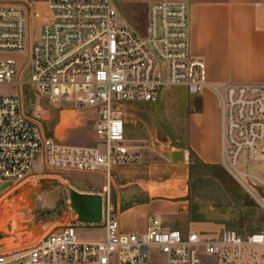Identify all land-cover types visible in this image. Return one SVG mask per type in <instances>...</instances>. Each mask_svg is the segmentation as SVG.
<instances>
[{"label":"built area","instance_id":"1","mask_svg":"<svg viewBox=\"0 0 264 264\" xmlns=\"http://www.w3.org/2000/svg\"><path fill=\"white\" fill-rule=\"evenodd\" d=\"M117 19L111 0H0V83L16 81L49 102L90 107L99 138L76 143L45 134L38 108L23 111L21 92L0 93V183H9L0 194L31 174L34 154L48 170L103 169L107 185L115 177L111 165L138 157L123 135L122 104L154 102L162 89L182 85L191 94L208 88L216 96L220 165L264 210V167L261 174L236 167L240 156L264 164V78L208 80L203 59L189 49L184 1L149 3L142 33ZM25 68L29 76L22 81ZM101 197V219L92 223L101 225L100 238L77 237L76 222L65 221L29 244H0V264H204L201 253L245 264L243 247L264 244L262 231L241 235L222 228L215 238H204L165 225L154 213L147 215L143 231H122L108 188ZM149 247L161 254L155 262L148 258Z\"/></svg>","mask_w":264,"mask_h":264},{"label":"crops","instance_id":"2","mask_svg":"<svg viewBox=\"0 0 264 264\" xmlns=\"http://www.w3.org/2000/svg\"><path fill=\"white\" fill-rule=\"evenodd\" d=\"M111 1L117 16H120L117 11L119 10L127 18L137 13H143L145 16L147 5L151 2H186L189 49L192 54L203 59L208 80L258 81L264 78V0ZM176 86L179 88L177 92L182 93L184 97L178 105V113L171 120L176 124L184 120L185 133L180 138L181 143L170 142L168 139V144L184 149L186 155L183 160H172L168 152L160 149V144L156 148L133 144L131 150H136L138 157L133 161L111 165L115 177L107 185L103 169L90 172L73 171L100 176L99 182L92 184L94 188L78 190L104 194L108 188L110 202L114 203L115 216L122 231H143L147 215L151 213L156 214L163 224L172 227L173 223L180 221V216H184L185 212L188 186V150H192L203 164H220V119L216 96L208 88H203L198 94H191L184 86ZM154 102L135 100L122 104L123 124L129 117L136 127L134 134L130 135L123 126V135L126 138H138L141 135V129L137 125L142 117L149 118L148 109L154 106ZM74 110L77 112V118L82 119L78 113L81 109ZM91 111L93 112L92 109ZM64 119L59 117L57 124ZM92 119L93 117L88 119L91 127ZM63 122L66 128L70 120ZM55 126L50 135L69 141L67 133L55 132ZM158 140L160 139H155L157 143ZM84 141L94 143L90 140ZM98 147L102 149L103 145L98 143ZM241 259L245 264H264V244L244 246ZM214 260V264H227L219 262L215 256Z\"/></svg>","mask_w":264,"mask_h":264},{"label":"rangeland","instance_id":"3","mask_svg":"<svg viewBox=\"0 0 264 264\" xmlns=\"http://www.w3.org/2000/svg\"><path fill=\"white\" fill-rule=\"evenodd\" d=\"M117 11L120 14L117 19L118 22H127L138 33L143 32L145 23L143 13L132 14L130 18H127L121 11ZM28 76L29 70L25 68L20 74V79L24 81L28 79ZM180 90L184 91L183 89ZM177 91H179V88L176 85L160 91L154 106L148 109L149 118L142 117L143 119L141 118L139 125H137L141 129V135L138 138L128 137L131 139L130 143L141 146L149 145L155 148L159 144L155 139H169L170 142L181 143L180 138L185 133V121L181 120V124H176L171 120L178 113V105L184 97L182 93ZM18 92H21V107L25 113L31 114L38 108L40 127L45 134H52L58 118L64 117L65 119L55 126V132L67 133L68 136L66 137L69 140L67 142L88 143L89 141L84 140L99 141L98 136L91 127V122L88 120L95 116L90 107L86 106L78 112L81 118L86 120L83 122L82 119L77 118V112H75L72 103L67 100L58 99L49 102L37 97L32 89L24 84L19 86L16 81L0 83V93ZM131 119L127 117L126 122L123 124L124 130L130 135L134 134L136 129ZM66 120H70V122L66 124L65 128L63 121ZM236 167L241 172L261 174L264 164L262 162L247 161L243 156H240ZM28 172L31 174L26 179L15 183L13 187L0 194V210L4 206L3 200L8 199L7 207L15 210L20 219L22 217L26 218L25 208L29 205L32 192L35 191L34 194H38L37 190L44 188L54 190L59 187V204L53 211L54 215L39 225L40 231L32 232L31 228L23 229L20 225L17 227L15 225L9 233L0 231V235H2L0 241L11 240L12 242H10L14 243L13 245L19 244L18 246L31 243L46 230H56L65 221H72L75 214L69 204L67 188L71 187L76 190L92 189L94 188L92 184L99 182L100 177L92 173L45 169L38 154L33 155ZM239 176L244 179L241 175ZM44 177L54 178L56 181L48 184H45L46 182L40 183L38 179ZM187 181L184 216H180V221L172 224L174 227L182 231L187 228L194 229L204 238L216 237L222 228L233 229L241 235L254 230L264 231V210L247 195L220 164L208 165L193 161L189 167ZM24 183L26 185H23ZM8 185L9 183L6 182L0 183V192ZM257 195L261 197V194L257 193ZM109 199L111 201L110 194ZM261 199L264 202V195ZM111 206L113 207V214H115L113 201ZM17 221L20 222L19 219ZM76 223L74 231L77 237L90 239L102 236L103 229L101 225ZM148 253L151 262H155L161 257V254L155 251L153 247H149ZM200 257L204 264L215 263L212 254L201 253Z\"/></svg>","mask_w":264,"mask_h":264},{"label":"bare ground","instance_id":"4","mask_svg":"<svg viewBox=\"0 0 264 264\" xmlns=\"http://www.w3.org/2000/svg\"><path fill=\"white\" fill-rule=\"evenodd\" d=\"M34 193L35 191L32 192L29 205L25 208L26 218L22 217V219L19 218L15 210L7 207L8 199L3 200L4 206H2L0 210L1 232L9 233L13 230L15 225L16 227L20 225L21 227H23V229L31 228L30 230L32 232H37L40 231L39 225L47 218L54 215L53 211L56 209V207H58L59 204V187H57L54 190H46L45 188L38 189L37 190L38 194H34ZM18 219L20 220L21 223L17 221ZM0 238H2V235H0ZM10 241L2 240L0 241V243H2V245L7 247H15L19 245V244L13 245L14 243L12 244L11 243L12 241L11 242Z\"/></svg>","mask_w":264,"mask_h":264},{"label":"water","instance_id":"5","mask_svg":"<svg viewBox=\"0 0 264 264\" xmlns=\"http://www.w3.org/2000/svg\"><path fill=\"white\" fill-rule=\"evenodd\" d=\"M158 143L160 144V149L168 152L172 160L181 161L185 158L186 152L184 149L179 146L169 145L168 139L165 141L158 140ZM38 181L40 183L46 182L45 184H48L49 182H55L56 180L54 178L44 177L39 178ZM23 185H26V183ZM67 194L70 207L75 214L72 221L80 223H98L100 221L102 206V197L100 193L79 191L68 187Z\"/></svg>","mask_w":264,"mask_h":264},{"label":"trees","instance_id":"6","mask_svg":"<svg viewBox=\"0 0 264 264\" xmlns=\"http://www.w3.org/2000/svg\"><path fill=\"white\" fill-rule=\"evenodd\" d=\"M193 161H197L198 163H201L197 156L194 154V152L192 150H188V163L189 165L193 162Z\"/></svg>","mask_w":264,"mask_h":264}]
</instances>
